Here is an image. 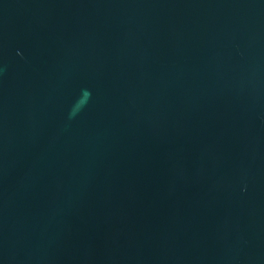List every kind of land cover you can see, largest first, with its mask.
Wrapping results in <instances>:
<instances>
[{
  "label": "water",
  "instance_id": "obj_1",
  "mask_svg": "<svg viewBox=\"0 0 264 264\" xmlns=\"http://www.w3.org/2000/svg\"><path fill=\"white\" fill-rule=\"evenodd\" d=\"M0 264H264V0H0Z\"/></svg>",
  "mask_w": 264,
  "mask_h": 264
}]
</instances>
